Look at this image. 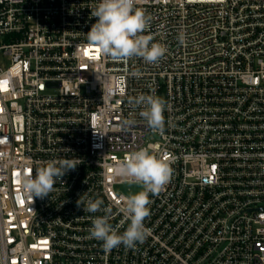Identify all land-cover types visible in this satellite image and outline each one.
I'll return each mask as SVG.
<instances>
[{
  "label": "built area",
  "instance_id": "built-area-1",
  "mask_svg": "<svg viewBox=\"0 0 264 264\" xmlns=\"http://www.w3.org/2000/svg\"><path fill=\"white\" fill-rule=\"evenodd\" d=\"M99 2L0 0V264H264V0H138L167 50L154 64L88 42ZM142 94L164 101L162 130ZM140 150L171 177L145 241L106 252L89 228L108 209L126 229L118 169ZM62 158L81 163L26 195L18 177Z\"/></svg>",
  "mask_w": 264,
  "mask_h": 264
},
{
  "label": "clouds",
  "instance_id": "clouds-1",
  "mask_svg": "<svg viewBox=\"0 0 264 264\" xmlns=\"http://www.w3.org/2000/svg\"><path fill=\"white\" fill-rule=\"evenodd\" d=\"M138 0H100L91 11L96 22L87 32L88 42L99 49L102 55L114 61H127L141 58L146 63H157L166 53V48L154 43L152 35L144 34L150 25V17L145 11L136 7ZM180 40L184 36L181 33ZM138 75V73H135ZM142 107L140 116L154 130L164 127V101L153 95H139L131 101ZM69 151V150H68ZM81 162L77 158H62L48 161L36 170V174L18 177L26 195L43 199L54 191V185L68 171H74ZM119 174L129 183L139 185L142 190L127 196L120 211L128 222L126 229L119 233L109 222L110 212L104 209L105 215L95 216L89 228L90 238L102 241L104 251L109 252L121 245L134 248L143 243L149 234L145 219L150 214L149 194L156 195L171 177L169 164L150 154L147 150L133 153L121 163ZM86 182V181H85ZM83 205V207H82ZM103 201L89 199L86 203L79 199L77 206L83 211L96 213L102 210Z\"/></svg>",
  "mask_w": 264,
  "mask_h": 264
},
{
  "label": "rangeland",
  "instance_id": "rangeland-1",
  "mask_svg": "<svg viewBox=\"0 0 264 264\" xmlns=\"http://www.w3.org/2000/svg\"><path fill=\"white\" fill-rule=\"evenodd\" d=\"M141 190H142V188L139 185H136L134 183H123V184L116 186L117 192L123 193L127 196L135 194Z\"/></svg>",
  "mask_w": 264,
  "mask_h": 264
}]
</instances>
